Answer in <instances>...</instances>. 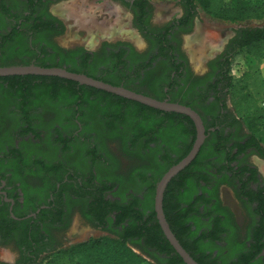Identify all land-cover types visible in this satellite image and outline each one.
I'll return each instance as SVG.
<instances>
[{"label": "trees", "instance_id": "obj_1", "mask_svg": "<svg viewBox=\"0 0 264 264\" xmlns=\"http://www.w3.org/2000/svg\"><path fill=\"white\" fill-rule=\"evenodd\" d=\"M38 1L29 0L26 8L28 16L15 18L13 34L8 31L2 34L3 43L9 41L12 35L16 39L11 47L13 54L8 59L0 60V67L36 65L66 68L69 72L85 74L160 101L166 99V86L157 85L145 89V83L137 84L151 64L144 63L133 69L122 58L124 52L117 54L116 49L105 60L93 58L83 49L64 50L57 45H44L37 37L34 38L46 29H56L61 35L65 32L62 22L48 12L51 4L61 0ZM133 1L135 7L144 8L151 4L150 0ZM180 3L190 10L188 13L191 16L198 14L201 8L207 15L224 21H264V0H181ZM124 4L130 6L129 2ZM42 7L44 11L40 12ZM56 23H59L57 28ZM142 31H147L148 39L158 36L145 28ZM235 33L228 45L227 96L240 123L246 115H253L254 126L261 128L264 123V107H260L258 101L243 88L231 97L233 84L229 68L233 55L238 51L245 50L257 63L264 59V25L241 27ZM159 36L157 42L162 53L168 51V38L162 34ZM31 38L32 47L28 44ZM164 56L170 60L173 58L168 53ZM249 78L250 75L246 74L243 81ZM0 81L7 83L8 87L0 83L7 94L22 95L30 100L26 106L16 105L13 109L7 104L0 105V153L6 157L17 155L19 160L26 163L25 158L32 156L37 163L48 167L49 171H56L60 167L53 165L59 161L60 147H63V153L70 149L75 151L76 166L79 171H85L88 169L86 157L95 155L90 158L93 159L96 172L89 170L80 179L104 183L105 189L109 190L112 186L107 183L116 184L118 178L100 166L106 159L100 151H105L113 144H117V148L128 155L138 149L139 158L146 163L135 169V172H140L139 179L146 190L142 208L131 199L132 204L130 202L126 208L115 206L113 210L119 214L115 223L109 221L110 227L106 229L112 238L97 240L89 246L53 249L45 254L44 250H33L37 242L33 236L24 233L22 243L18 244L20 258L15 264H143V257L151 259L155 264H185L164 236L156 218L154 198L156 186L164 174L183 160L193 148L197 132L189 117L155 110L57 77L10 76L0 77ZM178 98L172 96L170 102L185 105L177 102ZM189 105L185 106L191 108ZM216 126L221 127L220 123H215L214 126H208V129ZM69 128L73 129L72 139L64 135ZM220 129L206 134L207 140L196 159L169 183L163 202L166 220L182 247L198 264H264V255L259 257L264 253V187L259 183L258 170L251 169L247 160L239 158L250 147L264 159V147L249 132L251 139L247 145L242 146L237 142L230 145L234 141L231 138L225 140L224 128ZM83 133L87 141H82L83 136H78ZM61 135L64 136L63 144L59 142ZM27 137L29 141L24 140ZM33 138L41 142L33 143ZM18 139H23L20 149L24 152L16 153L15 143ZM8 147L14 149L13 152L7 150ZM253 184H257V189L252 188ZM222 185L232 189L238 199H247L258 205L256 213L261 215V221L255 224L253 232L243 242L237 239L236 221L232 212L222 205L219 198ZM130 197L136 198L133 194ZM105 203V199H95L94 205ZM11 224L19 225L9 218L6 209L0 214V231L4 233L1 246L7 243L5 240L9 241L15 230ZM223 243L227 244L226 253L223 252L225 249L219 248ZM128 247L140 251L141 256Z\"/></svg>", "mask_w": 264, "mask_h": 264}, {"label": "flooded vegetation", "instance_id": "obj_2", "mask_svg": "<svg viewBox=\"0 0 264 264\" xmlns=\"http://www.w3.org/2000/svg\"><path fill=\"white\" fill-rule=\"evenodd\" d=\"M110 1L118 3L130 11L135 32L139 33L145 42L144 50H138L133 43L126 40L103 41L96 49H89L84 45L64 48L57 42V38L61 34H58L59 31L56 29L42 30L34 38L37 37L44 45L46 43L51 44V46L57 45L64 50L83 49L93 58L98 57L105 60L110 57L111 51L116 49L117 54L124 52L122 58L133 69L144 63L151 64L147 66L143 78L137 84L145 83V89L150 86H166L164 90L168 94L165 100L170 101L171 97L175 96L179 97L177 102H183L185 105L190 104L189 106L201 117L205 134L217 129L221 131L220 128H224L225 140L231 138L234 141L230 145L236 142L242 146L247 145L251 139L250 134L235 117L226 87L228 81V65L226 64L229 56L228 45L236 33L221 43L220 47L211 50L209 41L200 34L201 31H198L199 28L202 30L206 26L200 21L199 14L191 16L188 13L190 10L180 2L176 15H169L164 24L155 25L152 20L154 8L152 3L150 6L142 8L135 7L133 0ZM122 1L124 3L129 2L130 6L126 7ZM36 2L39 1L36 0ZM28 3L29 0H0V45L3 43L1 37L3 33L8 31V33L13 34L12 25L16 23L15 18L20 19L28 16L29 12L26 11ZM43 11V7L40 8V12ZM48 12L59 22H62L65 28L63 20L51 13L50 6ZM19 22L22 21L19 20ZM55 26L57 28L59 23H56ZM142 28L156 33L157 38L148 39L145 33L147 31H142ZM160 34L167 37L169 41L168 51H163V53L159 42H157ZM14 39L16 38L12 35L9 41L2 44L0 60L8 59L13 54L11 47L14 45ZM31 40L32 38L28 40V44L32 47ZM186 44H189L191 51H188ZM165 53L172 56V60L164 56ZM190 53L194 54L196 59L200 57V60H197L203 62V69L200 71L194 69L190 61ZM0 83L8 87L6 82L0 81ZM173 85L174 87H172ZM134 90L136 89L134 88ZM28 100L29 98L22 95H9L0 87V105L7 104L13 109L16 105L26 106L30 101ZM215 123H220L221 127L216 126L208 129V126H214ZM24 140L29 141V138ZM22 142L23 139L15 143L16 153L24 152L20 149ZM32 142L40 143L41 141H35L33 138ZM7 150L13 152L14 149L8 147ZM253 153H255L254 148L249 147L246 153L241 154L239 158L240 160H247L248 156ZM123 154L124 156L121 155V157L114 155V159L106 158L100 165L118 178L116 184L107 183L108 186H112V189L109 190L105 189L104 183L74 178L72 167H76L77 155L73 149L58 155L59 161L53 165V167H60L55 169L56 171H53L54 169L49 171L48 167L37 163V160L32 156L25 158L27 162L23 163L17 155L6 157L0 153V214L7 209L9 218L19 223L18 226L11 224L15 230L12 231L9 241L5 240L7 243L2 246L0 244V246L13 251L17 260L20 258L18 244L19 242L22 243V235L26 233L33 236V240L37 242L34 244L33 250H44L46 251L45 254L53 249L58 250L71 242L66 236V231L69 222L75 216L84 220V224L88 226L90 232L110 234L106 230L110 227L109 221L112 220V223H115L116 216L119 214L113 210L115 206L126 208L131 201H134L141 209L145 199V192L138 190L142 184L139 179L140 172H135V169L144 166L146 163L139 158L138 149H135L130 155ZM254 155L261 160L263 159L256 153ZM86 158L92 160V158ZM87 159L86 161H88ZM122 162L125 164L123 165ZM247 165L251 169L256 168L258 170V167L251 162H247ZM84 167L86 168V165ZM258 172L259 183L264 187V177L260 171ZM226 188V185L221 186L219 198L222 205L232 212L236 221L237 239L239 242H243L246 236L253 232L255 224L260 222L262 217L256 213L258 205L249 202L247 199L235 200L237 210L234 209L235 206L226 203L222 196V191ZM252 188L257 189V184H253ZM132 194L136 197L135 199L130 197ZM95 199H105L106 203L95 206ZM109 201L110 204H108ZM137 210H139L138 207ZM21 215H25V217L20 218ZM24 228L27 230L24 231ZM116 228L114 227V229ZM119 230L121 231L122 228ZM90 232L84 231L77 236V239L89 235ZM2 236L4 233L0 231V243L1 239L3 240ZM226 247V243L219 246L223 250ZM218 252L219 249L215 251V254L217 255ZM223 252L226 253V249ZM263 255L264 253L259 257Z\"/></svg>", "mask_w": 264, "mask_h": 264}, {"label": "rangeland", "instance_id": "obj_3", "mask_svg": "<svg viewBox=\"0 0 264 264\" xmlns=\"http://www.w3.org/2000/svg\"><path fill=\"white\" fill-rule=\"evenodd\" d=\"M153 8L152 20L155 25H162L169 15H176L179 9L180 0H150ZM127 7V6H126ZM50 11L56 17L63 20L65 25V32L57 38V42L64 48H71L78 45H84L89 49H96L103 41H116L126 40L133 43L140 51L144 50L146 45L139 33L135 32L132 25V16L127 8L114 3L110 0H61L57 3L50 5ZM200 21L206 26L199 28L198 31L209 41L210 49L220 47L221 43H224L226 39L235 33V30L241 27L263 26L264 21H241L231 22L216 19L207 15L203 9H198ZM188 51H191L189 44L185 45ZM190 61L196 71L203 69V62L198 61L200 57H197L192 53L189 54ZM197 61V62H196ZM230 74L232 78L233 90L231 97L236 96L237 91L243 88L254 99L258 101L260 107H264V59L257 63L251 57H249L245 50L235 53L230 61ZM246 74L250 75V78L246 81L243 79ZM231 105H233L230 102ZM234 110V108H232ZM242 123L245 129L254 134V136L260 140L261 145L264 147V123L261 128L254 126L255 121L253 115H246L242 118ZM66 126V125H64ZM79 127V126H78ZM81 128V126H80ZM73 129L69 128L65 135V138H73L71 134ZM79 133V132H78ZM71 134V135H70ZM82 141H87L84 133L79 135ZM32 137V136H31ZM64 136L61 135L60 143H62ZM70 139V140H71ZM21 141L18 139L16 142ZM76 139L73 141L75 142ZM95 140H91L90 142ZM63 144V143H62ZM101 155L105 158L114 159V155L124 156V152L117 148V144L109 145L106 150L100 151ZM61 155L63 153V147H60ZM95 157V155H88V158ZM97 157V156H96ZM99 159V157H97ZM88 169L86 171H79L78 167H72L74 178H80V176H86L89 170H96V166L93 165V159H87ZM102 160V159H101ZM248 162L253 163L258 167V171L264 177V159H260L254 153L247 158ZM123 163V162H122ZM125 163H123L124 165ZM145 192L142 187L138 188ZM223 200L235 206L237 210V204L235 202L238 199L232 189L226 188L222 191ZM84 231L90 232L87 225L84 224V220L79 216L72 217L69 222L68 229L66 231L67 238L71 241L65 245L62 249L78 247L79 245H92L93 242L105 238H112V235L101 232H90L89 235L78 238L77 236ZM135 254L140 255V251L133 247H128ZM143 264H155L151 259L143 257ZM16 254L11 250H6L0 246V264H15Z\"/></svg>", "mask_w": 264, "mask_h": 264}, {"label": "water", "instance_id": "obj_4", "mask_svg": "<svg viewBox=\"0 0 264 264\" xmlns=\"http://www.w3.org/2000/svg\"><path fill=\"white\" fill-rule=\"evenodd\" d=\"M30 75L41 77H57L64 80L73 81L79 83L80 85L88 86L130 101L140 103L155 110L185 115L194 122L197 136L193 148L183 160L172 166L158 182L154 198V210L164 236L173 247L175 252L181 257L183 262L185 264H198L182 247L176 236L171 231L163 209L164 195L169 183L174 177L185 170L196 159L201 147L204 144L206 138L205 127L201 117L197 114V112L185 105L172 103L168 100L160 101L152 97L134 92L122 86H113L103 81L91 78L85 74L69 72L66 68H44L36 65L0 67V77Z\"/></svg>", "mask_w": 264, "mask_h": 264}]
</instances>
